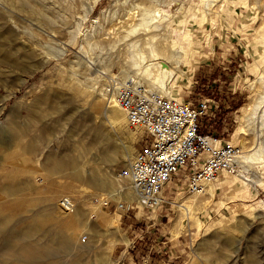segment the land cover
Here are the masks:
<instances>
[{"label": "rangeland", "instance_id": "1", "mask_svg": "<svg viewBox=\"0 0 264 264\" xmlns=\"http://www.w3.org/2000/svg\"><path fill=\"white\" fill-rule=\"evenodd\" d=\"M53 1L54 11L68 10L67 20L48 22L37 8H20V12L17 3L4 8L7 18L13 15V20H8L17 31L0 39V127L11 128L5 129L17 137L12 148L0 143V186L17 179L19 188L10 197L0 192V202L24 200L22 208L15 209L14 220L30 216L29 220L41 222L47 234L56 230L71 235L76 246L87 243L84 264H264V178L255 185L254 194L226 195L227 189L217 186L213 199L195 206L194 215L180 224L176 223L179 210L171 203L151 211L136 200L130 203L121 198L124 207L112 197L108 206H103L101 198L96 200L108 198L101 193L118 183L128 184V179L118 178V172L145 143L146 133L142 128H131L124 118L112 124L105 116L109 102L105 95L84 92L79 77L94 70L100 73L96 68L116 74L121 71L128 54L126 28L139 21L141 7L150 5V0H97L93 8L94 0ZM177 1L181 4L166 0L159 5L174 15H183L184 29H190L201 52L207 55L195 68L188 65L177 82L182 98L195 101L205 96L215 100L213 127L241 146L245 140L248 149L254 147L257 136L241 134L237 127L264 73V0H214L210 9L205 0ZM135 3L141 7L132 8ZM75 28L78 33L74 39L69 31ZM114 43L116 48H111ZM50 44L57 47L56 53L49 51ZM26 55V60L21 58ZM79 57L85 60L84 67L76 65ZM13 59H19L22 67L19 62L13 65ZM97 109L101 110L98 115ZM80 111H86L89 118L78 131L75 117ZM45 125L50 130L44 136ZM100 128L104 135L94 141L91 133ZM102 136H108L111 148L104 146ZM44 138L47 142L42 141ZM32 142L39 146L38 154L11 156L19 144ZM91 151L99 152V156L93 157ZM101 151L109 154L110 161ZM50 153L75 160V167L53 171L44 164ZM251 169L264 171V166L254 163ZM93 176L107 179L109 187L97 188ZM171 191L167 189L168 194ZM176 194L174 191L172 196ZM69 196L77 202L78 227L62 226L51 219L69 214L61 203ZM223 198L227 203L219 205ZM18 225L25 228L26 221ZM57 260L61 261L55 264H70L69 257Z\"/></svg>", "mask_w": 264, "mask_h": 264}, {"label": "bare ground", "instance_id": "2", "mask_svg": "<svg viewBox=\"0 0 264 264\" xmlns=\"http://www.w3.org/2000/svg\"><path fill=\"white\" fill-rule=\"evenodd\" d=\"M2 1H3L2 3L3 5L0 6V39L4 37L5 33H6L5 34L6 37L7 33L12 34L15 33V31H17L11 25L10 20H8L9 17L7 18V14L5 13V9H4V8L6 9L11 8V5L13 6L16 3L20 6V7L18 6L19 9L22 8V11L24 10L23 8L25 7L27 8L33 7L32 9L34 11H35L34 7L37 8L38 9L37 11H41L44 16L43 18L48 22L53 21L54 19H62L63 22L67 20L68 16L70 15L69 12H67L68 10L58 9L54 11L55 4L53 0H2ZM96 1L97 0L93 1L92 3L93 5H91L92 6L91 8H93L94 3ZM163 1L166 0H150V5L148 6L145 5L143 7H141L139 3H135L134 5L132 4L133 5L132 8L141 7L142 11L140 17L138 18L139 21L131 23L130 28H126L127 33L125 34L126 37L125 43L128 54H126L127 56H125V59L122 61L121 71L118 74L122 78H131V77L137 78L141 82L147 84L149 88L154 89L155 91H158L169 97L184 99L181 96V86L179 87L177 82H179L181 76L185 74L188 65L191 66L192 68H195L196 63L200 61V59L205 58V56L207 55L205 52H201L200 44L198 43V41H196L193 38L190 29L189 28L184 29L183 21L185 19L183 18V15H179V14L174 15L169 10L165 9L164 7H161L159 4H161ZM172 1H174V3L178 5L181 4L177 0H172ZM213 2L214 0H205L204 5L208 9H210V6ZM182 8L183 6L180 7V9ZM15 10L16 9H14V11ZM17 14L19 13L17 12ZM134 15L135 12H133L132 10V16ZM12 16L10 17L13 18ZM40 16H42L41 13ZM83 17H81V20H83ZM80 25L81 23L78 22L77 27H80ZM174 31L177 34L176 36H172V32ZM69 32L71 37L75 39L78 33L77 28L70 30ZM35 33L36 32H34V34ZM88 34L85 35L87 36ZM13 36L11 39H14ZM116 45H117L116 43L112 44L111 48L113 47L116 48L115 47ZM2 46H4V44ZM39 46L41 45L39 44ZM59 48H61V50L64 49L62 47ZM49 51H51V53L54 54L57 52V47L53 44H50ZM198 51L199 54H197L198 56H196V53H198ZM60 52L61 51H59V53ZM64 52L65 51H63V53ZM27 57L28 56L26 55V57H21V58H25L26 60ZM19 59H13L14 62L13 60H11L13 62L12 64L14 65L17 64L18 62H19L18 64H20L21 59L20 60ZM76 63L77 66H81V67L85 66V60H83L82 57H79ZM25 65L26 64H24V66ZM13 67H16V65ZM20 67H22L21 64ZM25 68L28 69V67ZM16 69L18 71V68ZM22 69H24V67ZM96 70L100 72L102 71V69L99 68H96ZM104 71H108V70L104 69ZM94 72L95 70L93 72L90 71L89 75L83 74V77L82 76L79 77L80 84L83 87L82 89L86 93L87 92L93 93L98 91L104 95V93L96 86V81L98 79L99 74ZM27 73L29 74V72ZM259 79L261 82L260 88L257 89V93L255 94L252 103H248L245 106L244 114L241 117L242 119L241 124L237 127V131L241 134L253 133L257 136L255 146L252 148L248 149V145L245 140H242L241 142L243 147V153L240 158L241 173L235 175L225 174L224 176L219 177L217 180L209 182L207 184L206 190L202 193H192L190 195H186L185 191H183L186 189L184 185L183 184L176 185L179 189L176 190L177 194L174 200V205L179 210V216L176 220L177 224L188 221V219L194 215L193 209L195 206L211 201L214 197L217 186H220L223 189H227L226 195H228L229 193L230 194L238 193L237 195H240V193L243 192L254 194L255 185L262 183L264 178L263 175L264 171L262 170L260 171L258 169H253V170L251 169L254 163H259L262 166H264V73L259 77ZM108 103L105 106V116L112 124L118 122L123 118L127 119V115L125 111L122 110L120 107H118L117 104H110V103L108 104ZM96 112L98 115L99 113H101V110L97 109ZM79 113H80L78 114L79 116L75 117L76 123L78 125V128L76 127L75 130L78 131L82 129L84 120L89 118V115H87L86 111H80ZM5 128L7 129L8 127ZM5 128L0 127V143L1 145H4L8 148H12L15 145L14 141L17 136L13 134L12 135L9 134L8 133L9 130H6ZM43 130L45 132L44 134L45 136L50 130V128L45 125ZM91 134H92V139L94 141L96 138H99L101 135H104L102 128L96 129L95 132ZM102 138H103V142L105 143L104 146L106 148H111L112 144L108 136L106 137L102 136ZM43 140L47 142L46 138L42 139V141ZM18 146L19 149L13 151L12 154L10 153L11 156L17 155L20 158H23L26 157L27 153L32 152L38 154L40 151L39 146L37 145L36 142L19 144ZM91 153L93 157L99 156L98 154L99 152L97 153V151L96 152L91 151ZM102 156L103 158L105 157V159L107 158L110 161L111 157L109 156L108 153L102 152ZM132 159L131 157L128 158V160L126 159L125 165H129ZM74 162L75 160L73 161V160H67L65 158H58L50 153L47 155L44 164L53 171L54 170L56 171V170H62L67 167H72L75 164ZM92 178L97 188L104 190L107 189V187H109V183L107 179H102V178L95 179L94 176ZM0 184H1V180H0ZM18 188H19V183L17 182V179H11V182L2 184L0 186V192H2L5 196L10 197L11 195L14 196V194L18 191ZM172 193L165 194L166 198L171 201V204L173 203ZM101 194H104V197L106 196L112 197L113 199L116 200H120L121 198L122 199L124 198L125 201L130 203L133 200H136L141 205V203L138 200V195L135 189L133 188L130 180L128 181V184L127 183L124 184L120 182L118 183L117 186H114L112 189H109L106 192H102ZM23 201L24 200L21 198V199H7L0 202V264H55V262L61 261L57 259L59 258L63 259L65 257L70 258V264L71 262H76V263L83 262L84 264V257L86 254H88L89 251L85 247L87 243H83L79 246L78 245L76 246L75 244H73L71 235H62V233H59L56 230H53V232L50 231L47 234L45 233V231L43 232L41 222L29 220L30 216H26V217L20 216L18 219L14 220L15 218L14 211L15 209H18L22 206ZM218 203L219 205H222V204H226L227 201L225 198H223L219 200ZM163 205L164 204L154 207L153 209H151V211H158ZM261 206L264 209V198H262L261 200ZM65 211L67 210L65 209ZM68 213L69 214H61L56 219L52 216L51 219L57 221L62 226L63 225H67V226L69 225L70 227L71 225H76L77 227L80 226L78 222L80 216L79 210L75 208L71 212L68 211ZM23 221H26L25 228L19 227L18 225L20 222ZM81 227L83 229L86 228V226L85 228L84 226ZM230 242L232 243V240Z\"/></svg>", "mask_w": 264, "mask_h": 264}, {"label": "built area", "instance_id": "3", "mask_svg": "<svg viewBox=\"0 0 264 264\" xmlns=\"http://www.w3.org/2000/svg\"><path fill=\"white\" fill-rule=\"evenodd\" d=\"M98 74L96 86L109 103L125 111L131 128L146 133L145 143L130 164L118 172L120 180H130L144 209L171 203L165 194L169 188L173 189L169 193L179 190L176 185L183 184L190 193H202L209 182L241 173L242 146L213 127L215 100L205 96L195 101L172 98L134 77L122 78L103 69ZM100 198L103 206L112 201L109 197L103 201L102 196L96 200ZM61 203L67 211L77 207L71 196ZM124 205L118 201V206Z\"/></svg>", "mask_w": 264, "mask_h": 264}, {"label": "crops", "instance_id": "4", "mask_svg": "<svg viewBox=\"0 0 264 264\" xmlns=\"http://www.w3.org/2000/svg\"><path fill=\"white\" fill-rule=\"evenodd\" d=\"M175 197H176V196H173V198H172V200H173V203H172V205H174V200H175ZM163 206H164V205H163ZM163 206H162V207H163ZM162 207H161V208H162Z\"/></svg>", "mask_w": 264, "mask_h": 264}]
</instances>
